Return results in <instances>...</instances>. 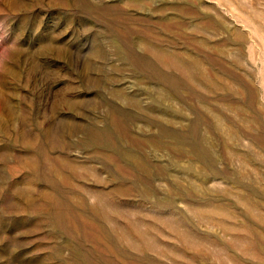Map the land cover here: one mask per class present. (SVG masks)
Returning <instances> with one entry per match:
<instances>
[{
	"label": "rangeland",
	"instance_id": "1",
	"mask_svg": "<svg viewBox=\"0 0 264 264\" xmlns=\"http://www.w3.org/2000/svg\"><path fill=\"white\" fill-rule=\"evenodd\" d=\"M0 264H264V0H0Z\"/></svg>",
	"mask_w": 264,
	"mask_h": 264
}]
</instances>
